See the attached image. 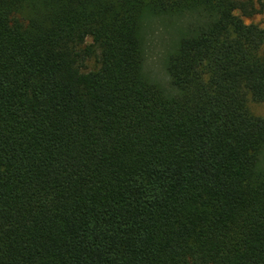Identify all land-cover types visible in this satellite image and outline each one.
<instances>
[{
  "label": "trees",
  "instance_id": "1",
  "mask_svg": "<svg viewBox=\"0 0 264 264\" xmlns=\"http://www.w3.org/2000/svg\"><path fill=\"white\" fill-rule=\"evenodd\" d=\"M262 13L0 0V264H264ZM163 18L167 86L147 70Z\"/></svg>",
  "mask_w": 264,
  "mask_h": 264
},
{
  "label": "rangeland",
  "instance_id": "2",
  "mask_svg": "<svg viewBox=\"0 0 264 264\" xmlns=\"http://www.w3.org/2000/svg\"><path fill=\"white\" fill-rule=\"evenodd\" d=\"M247 23L258 25L264 29V13L247 20ZM179 25L180 22L177 21V19L163 18L156 21L151 29L153 35L150 38L147 48V70L156 82L164 86L168 85L165 64L169 51L177 39L176 32ZM155 30L156 32H154ZM88 43H91V41H88ZM95 65L94 60L88 62L89 69L94 68ZM249 108L254 115L264 118V103H255L251 101L249 103Z\"/></svg>",
  "mask_w": 264,
  "mask_h": 264
}]
</instances>
